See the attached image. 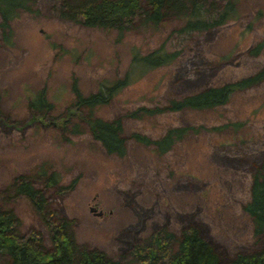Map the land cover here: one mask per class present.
Wrapping results in <instances>:
<instances>
[{
  "label": "rangeland",
  "instance_id": "1",
  "mask_svg": "<svg viewBox=\"0 0 264 264\" xmlns=\"http://www.w3.org/2000/svg\"><path fill=\"white\" fill-rule=\"evenodd\" d=\"M52 3L36 0L34 14L23 13L12 22L14 41L7 46L0 41V190L16 174L32 173L41 164L56 170L63 184L75 179V188L65 194L45 190L47 207L74 220L79 245L95 247L115 260L157 228L177 233L189 224L197 225L225 259L251 251V227L242 206L249 173L264 162V82L233 91L225 104L209 110L124 117L123 157L100 151L80 119L68 126L76 123L80 134L44 127L52 117L55 127L61 123L58 118L67 113L73 84L86 93L98 81L120 79L128 72L126 84L96 111L111 119L136 105L179 98L255 71L264 60V46L256 56L247 51L256 42L264 45V0H237V19L204 33H179L174 30L179 22L169 19L119 41L109 30L57 18L50 11ZM158 45L179 51L180 58L141 75L130 67L133 48L145 51ZM200 71L205 72L202 81L186 82ZM40 89L55 109L44 122L33 119L27 107ZM173 125L190 130L162 155L128 139L136 131L155 138ZM9 207L21 233H43L26 198H14Z\"/></svg>",
  "mask_w": 264,
  "mask_h": 264
},
{
  "label": "trees",
  "instance_id": "2",
  "mask_svg": "<svg viewBox=\"0 0 264 264\" xmlns=\"http://www.w3.org/2000/svg\"><path fill=\"white\" fill-rule=\"evenodd\" d=\"M36 0H0V41L7 46L14 41L12 22L23 13L34 14ZM57 18L72 22L88 29L110 31L119 41L132 31L144 28L152 29L169 19L178 21L176 29L181 33L206 32L236 20L238 15L237 0H53L50 5ZM263 42H256L248 49L251 56L261 53ZM180 52L165 49L158 45L151 49L133 48L130 52L132 69L138 73L165 67L180 58ZM204 71L197 72L194 78L186 82L202 81ZM126 75L110 82H99L94 89L81 93L76 84L71 85V103L65 108L67 113L58 119L56 127L50 118L46 129L63 134V131L80 134L75 123L68 126L72 119H80L90 141L104 154L123 157L126 142L122 136V119L154 117L161 113L179 112L185 109L201 111L213 109L225 104L233 91H243L264 82V60L260 67L251 73L221 83L205 85L195 92L179 98L166 99L160 103L136 105L123 112L121 117L105 119L96 111L111 101L116 92L126 84ZM141 75V74H140ZM34 98L28 99L27 107L33 111V119L43 121L55 110L45 97V89L38 90ZM63 117V119H62ZM53 120H56L54 117ZM187 126L167 127L155 138L139 131L132 132L128 139L143 146H152L156 154H165L174 143L180 141ZM65 135V134H64ZM67 136V135H66ZM68 137V136H67ZM66 137V138H67ZM29 174H16L3 190H0V264H264V162L254 167L249 173L247 200L242 211L247 215L251 227V251L235 252L225 259L220 251L199 232L198 226L189 224L177 233L167 228H157L153 232L137 239L127 250L120 252L117 260L110 258L95 247L78 244L74 237V220L65 218L60 212H52L47 207L44 191L55 188L60 194L70 192L76 186L73 179L63 184L56 170L43 164ZM37 183V184H35ZM26 198L35 220L43 233L30 230L23 234L20 221L15 215L10 201L17 197ZM182 216L179 215L178 218ZM200 227V226H199ZM45 242V243H44ZM256 246V247H255Z\"/></svg>",
  "mask_w": 264,
  "mask_h": 264
},
{
  "label": "water",
  "instance_id": "3",
  "mask_svg": "<svg viewBox=\"0 0 264 264\" xmlns=\"http://www.w3.org/2000/svg\"><path fill=\"white\" fill-rule=\"evenodd\" d=\"M94 211V208L91 207L89 208V212H93ZM95 215L99 216L101 214V212H97V213H94Z\"/></svg>",
  "mask_w": 264,
  "mask_h": 264
}]
</instances>
